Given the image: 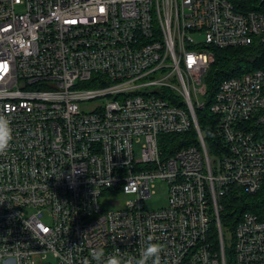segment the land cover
Returning a JSON list of instances; mask_svg holds the SVG:
<instances>
[{
  "label": "built area",
  "instance_id": "obj_1",
  "mask_svg": "<svg viewBox=\"0 0 264 264\" xmlns=\"http://www.w3.org/2000/svg\"><path fill=\"white\" fill-rule=\"evenodd\" d=\"M249 6L0 0V113L13 134L0 155V264L136 255L149 236L162 264H264V216L241 215L232 260L221 222L231 190L264 184V67L219 84L214 152L197 114L212 48L264 42V4ZM180 133L191 143L169 153L162 136ZM158 180L168 203L150 209Z\"/></svg>",
  "mask_w": 264,
  "mask_h": 264
},
{
  "label": "trees",
  "instance_id": "obj_2",
  "mask_svg": "<svg viewBox=\"0 0 264 264\" xmlns=\"http://www.w3.org/2000/svg\"><path fill=\"white\" fill-rule=\"evenodd\" d=\"M250 6L249 9L260 10L264 0H247ZM215 60L210 66L205 81L207 83V99L208 102L204 108L198 109L197 114L200 126L205 134V139L210 151H215L216 145L220 143L219 137L216 135V127L219 122L217 115L211 112L210 104L215 96L219 84L232 76L242 75L248 71L264 67V42L254 43L249 46H237L226 48H212ZM257 135L264 137V127H256ZM165 146L170 147L166 151L173 153L181 147L187 146L191 143L185 133L180 134H166L162 136ZM193 142L195 141L192 140ZM167 143V144H166ZM224 211L221 214V222L223 229L225 227L229 230L240 220L244 212H254L260 216H264V184L255 193H247L241 189L235 188L231 190L228 195L222 198ZM213 237L218 240L217 226H213ZM225 231V230H224ZM227 256L230 252L227 250Z\"/></svg>",
  "mask_w": 264,
  "mask_h": 264
},
{
  "label": "clouds",
  "instance_id": "obj_3",
  "mask_svg": "<svg viewBox=\"0 0 264 264\" xmlns=\"http://www.w3.org/2000/svg\"><path fill=\"white\" fill-rule=\"evenodd\" d=\"M12 138L10 121L7 116L0 113V155L9 149ZM162 252V245L153 242L152 237L149 236L141 243L136 255H122L119 250L106 253L100 248L91 253L90 259L85 258L83 264H162Z\"/></svg>",
  "mask_w": 264,
  "mask_h": 264
},
{
  "label": "rangeland",
  "instance_id": "obj_4",
  "mask_svg": "<svg viewBox=\"0 0 264 264\" xmlns=\"http://www.w3.org/2000/svg\"><path fill=\"white\" fill-rule=\"evenodd\" d=\"M199 98L201 100H204V95L203 94H199ZM264 131V130H263ZM264 132H262L261 135H263ZM212 152H214V150H212ZM155 190V194L153 196V199L149 200L146 202V206L150 209H158V208H161L163 206H165L167 203H168V190H169V186L167 185V183L165 181H162V180H158L156 182V187L154 188ZM122 198V200L124 198V196H120ZM104 208L105 209H109L111 208L110 207V203L109 202H106L104 204ZM225 232H224V235H225V244H226V247H227V250L230 252V256L229 258L232 260L233 259V252H232V247H233V229L229 230L228 227L226 228L225 227ZM52 259V258H50ZM53 260V259H52ZM48 261L49 260H46L44 261L42 264H48ZM40 264V263H39Z\"/></svg>",
  "mask_w": 264,
  "mask_h": 264
}]
</instances>
